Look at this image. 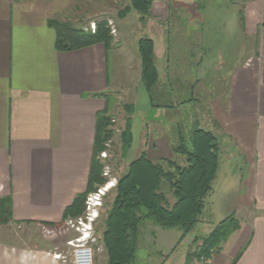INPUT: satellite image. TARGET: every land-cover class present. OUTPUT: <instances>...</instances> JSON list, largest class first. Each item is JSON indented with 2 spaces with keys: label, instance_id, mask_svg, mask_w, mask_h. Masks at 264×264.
<instances>
[{
  "label": "crops",
  "instance_id": "crops-1",
  "mask_svg": "<svg viewBox=\"0 0 264 264\" xmlns=\"http://www.w3.org/2000/svg\"><path fill=\"white\" fill-rule=\"evenodd\" d=\"M196 1L153 0L145 20L137 15L145 36L154 41L158 72L151 95L141 79L140 90L147 99L144 105L156 106L158 117L167 115L162 105L152 101L160 91L159 67L170 72L178 65L165 63L164 57L196 46L194 37L202 35L191 23ZM239 2L238 15L243 9L244 17L243 26L239 24L250 46L233 66L225 93L208 107L206 129L219 146L211 192L225 196L224 215L233 214L238 226L213 257L202 258L199 264H230L237 255L234 264H264V0ZM96 9L90 0H0V197H8L11 203V221L0 224V264H60L49 250L23 246L4 233L14 226L57 227L46 224L59 223L65 208L86 189L96 116L107 104L103 96L87 94L110 95L105 47L95 43L57 50L48 21H77L84 16L89 21L83 28L88 29L89 22L104 18L92 17ZM105 19L116 30L112 42H119L118 23ZM136 115L133 106L127 162L147 146L156 150L157 143L167 139L161 123L154 124L149 137L146 119ZM170 128L168 145L173 149L181 131L178 125ZM237 161L242 164L238 173ZM177 162L182 164L183 159ZM201 238H194L196 245Z\"/></svg>",
  "mask_w": 264,
  "mask_h": 264
},
{
  "label": "rangeland",
  "instance_id": "rangeland-1",
  "mask_svg": "<svg viewBox=\"0 0 264 264\" xmlns=\"http://www.w3.org/2000/svg\"><path fill=\"white\" fill-rule=\"evenodd\" d=\"M90 1L91 5H97L96 13L94 15L93 12L92 17H111L115 24L118 23L120 32L119 42H112L108 50L107 71L110 79L108 90L111 104L114 103L115 107V110H111L110 113L114 119V133L112 140L108 143V149L105 150L106 156H101V152L99 154L101 160L105 161L102 174L104 175V171L108 170L111 180L116 183V178L126 169L127 159L125 158L127 157H121L119 134L124 126V118L127 116L125 106L129 109L131 104L135 107L136 116L139 119H146L149 137L154 134L152 132L154 124L161 123L165 126L167 139L160 140L156 150L147 146L144 149L145 154L153 160H157V156L175 161L184 160L168 145L172 130L170 127L178 125L184 136L187 130L194 127L209 128L208 107H213L216 99L225 93L233 66L244 58L250 46V39L245 37L239 24L238 12L242 6L241 2L239 0L196 1L193 12L195 20L190 22L194 23L195 28L198 27L202 35L194 37L198 38L196 46L184 47L183 51L172 52L164 57L165 63L168 60L171 63L177 61L178 65L170 72L159 67L161 74L157 87L160 91L159 94L154 93L152 101L154 104L162 105L167 115L162 113L163 115L158 117L155 114L156 106L144 105L147 99L142 96L140 90V63L136 41L147 33L138 23L137 10L130 9L124 17L119 19L117 12L128 4V0ZM172 12L174 13V10ZM177 12L179 11L175 13ZM177 16H179L178 13ZM88 21L82 16L77 21L68 22L77 27H83ZM112 36L116 38V30ZM200 39L201 42H199ZM234 165L238 173L242 164L237 161ZM212 193L210 191L205 199L198 223L184 235L179 227L162 228L150 219L143 220L139 225L136 251L130 264H199L203 259L208 260L211 255L207 258L196 255L200 243L196 245L197 241L194 238L206 236L209 230L212 231L211 227L225 217V196H219L216 192ZM166 195L170 203L172 196L168 192ZM111 197V191L103 197L99 216L93 225L91 238L88 239L94 251V264H107L106 253L101 243H98V236ZM67 227L66 222L57 227L14 226L8 228L4 235H8V240L12 239L23 246L66 254L69 250L66 241L76 235L74 229ZM4 235L3 238H5ZM214 252L215 249L212 250V257Z\"/></svg>",
  "mask_w": 264,
  "mask_h": 264
},
{
  "label": "trees",
  "instance_id": "trees-1",
  "mask_svg": "<svg viewBox=\"0 0 264 264\" xmlns=\"http://www.w3.org/2000/svg\"><path fill=\"white\" fill-rule=\"evenodd\" d=\"M152 1L128 0V4L118 10V16L124 17L130 9H135L143 21L150 14ZM239 17L243 26V9L240 10ZM48 24L55 31L54 46L57 50L70 51L102 43L105 47L106 59L108 58L113 36L105 18L95 22L94 31L58 19H50ZM137 50L140 58V79L145 90L151 95L158 79L153 39L148 36L140 37L137 41ZM87 95L103 96L107 104L96 116L86 189L83 193L77 194L71 205L65 208L61 221L46 224L49 226H60L66 219L82 215L87 194L95 191L107 179L102 174L105 161L101 160L99 154L108 149V143L114 133V119L110 114L112 106L110 95L104 92ZM126 108L127 106H125L127 116L119 134L123 158L131 143L133 105H129V109ZM178 138L173 150L183 156L182 164L168 158L154 161L142 151L127 162L125 171L116 178L115 185L106 192L108 194L111 191L112 197L101 224L98 243H101L105 250L107 264H130L133 261L139 225L145 219L152 220L162 228L179 227L182 235L191 231L199 220L219 164L217 138L211 131L200 127H194L185 136L180 134ZM167 192L172 196L170 203ZM10 221V200L8 197H0V224H7ZM237 226L238 221L233 214L219 221L209 234L201 238L196 255L209 257L212 250H216ZM237 256L230 264L235 263Z\"/></svg>",
  "mask_w": 264,
  "mask_h": 264
},
{
  "label": "built area",
  "instance_id": "built-area-1",
  "mask_svg": "<svg viewBox=\"0 0 264 264\" xmlns=\"http://www.w3.org/2000/svg\"><path fill=\"white\" fill-rule=\"evenodd\" d=\"M108 25L111 34L115 33L111 21H108ZM89 27L91 31H94L95 22H91ZM101 156H106V152L102 151ZM108 172V170L104 171V175L108 177V180L97 187L95 191L87 194L84 201L83 214L76 218L67 219L66 225L68 228L74 229L76 235L66 241L69 248L66 254L60 252L51 253V257L59 261L60 264H94V251L88 239L93 232L94 222L99 216L103 196L115 184Z\"/></svg>",
  "mask_w": 264,
  "mask_h": 264
}]
</instances>
